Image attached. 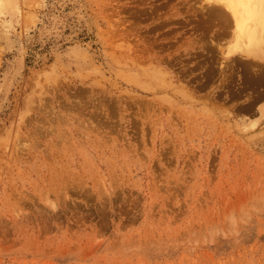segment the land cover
<instances>
[{"label": "rangeland", "instance_id": "1", "mask_svg": "<svg viewBox=\"0 0 264 264\" xmlns=\"http://www.w3.org/2000/svg\"><path fill=\"white\" fill-rule=\"evenodd\" d=\"M263 51L206 0L1 12L0 264H264Z\"/></svg>", "mask_w": 264, "mask_h": 264}, {"label": "bare ground", "instance_id": "2", "mask_svg": "<svg viewBox=\"0 0 264 264\" xmlns=\"http://www.w3.org/2000/svg\"><path fill=\"white\" fill-rule=\"evenodd\" d=\"M16 1L17 0H0V13L2 12H5V11H7V10H9V9H14L15 8V4H16ZM207 1V3H208V5L210 6V9L212 10V12H214V15L216 16L217 15V17L218 18H231L232 20H233V22H234V24H235V26H236V28L238 29V32H239V34H240V36H241V38L242 39H246V40H248V41H250V42H254V41H261L262 42V40L264 41V10H262L261 8H260V5H259V0H236V3H238V4H247V3H249V2H251V4H252V7L251 8H247V7H237V8H235V14H233V12H230V11H228L227 9H225L224 7H222L221 6V4H220V2H219V0H206ZM176 2V1H175ZM24 3V2H23ZM143 3V2H142ZM25 4V3H24ZM164 5H165V3H164ZM213 5V6H212ZM173 6V5H172ZM170 7V6H169ZM154 9V8H153ZM161 9V8H160ZM170 9V8H169ZM168 9V10H169ZM155 12H156V10H155ZM169 12V11H168ZM153 13V12H152ZM166 13V12H165ZM156 14V13H155ZM166 14H168V13H166ZM160 16V15H159ZM155 17H156V15H155ZM166 19H167V17H165ZM161 21H162V19H160ZM222 20V19H221ZM164 21V20H163ZM166 24V23H165ZM167 24H169V23H167ZM171 24V23H170ZM168 32H171V31H168ZM166 34H167V32H166ZM162 36V35H161ZM171 37V36H170ZM187 38V37H186ZM185 38V39H186ZM132 40V39H131ZM137 43H138V41H136ZM169 42V41H168ZM189 42V41H188ZM129 46H131V44L129 45ZM128 45H127V47H129ZM131 48V47H130ZM130 48L128 49V51H130ZM244 48L246 49L245 51H247V52H252L251 50H252V46H250V45H247V46H244ZM147 50V49H146ZM182 50V49H181ZM141 52V51H140ZM144 52V51H143ZM151 52V51H150ZM154 52V51H153ZM163 52V51H162ZM246 52V53H247ZM264 52V51H263ZM146 53H148V52H146ZM148 54H151V53H148ZM231 54L233 55V54H235L234 52H231ZM144 56V55H143ZM145 56H146V54H145ZM150 56V55H149ZM160 56V55H159ZM152 57V56H151ZM151 57H149V58H147V60L150 62V65H154V63H156L154 66H150L147 62V66H144V67H146V69H144V71L143 72H146V74L148 75V76H152V78H154V79H158V80H160V79H163V80H166V78L168 77V74H172L171 72H169V71H166L162 66H160V65H158L159 64V62L157 61V60H154V59H152ZM137 58H139V57H137ZM167 58V57H166ZM173 58H174V55H173ZM135 59V58H134ZM134 59L132 60V61H134ZM135 60H137V59H135ZM141 60H142V58H141ZM146 60V59H145ZM137 61H139V60H137ZM136 61V63L138 64V62ZM142 62V61H141ZM140 62V63H141ZM135 63V62H134ZM165 63V62H164ZM131 64V63H130ZM136 65V64H135ZM140 65V64H139ZM163 65V64H162ZM142 66V65H141ZM150 66V67H149ZM139 68H141V67H139ZM148 68V69H147ZM169 69V68H168ZM142 71V70H141ZM145 74V73H144ZM143 74V75H144ZM145 74V75H146ZM133 78V80L135 79L136 81H137V79L135 78V77H132ZM149 78V77H148ZM147 78V79H148ZM168 79H169V82H171V76H170V78L168 77ZM132 80V79H131ZM162 80V81H163ZM137 83V82H136ZM159 83V82H158ZM135 84V83H134ZM138 84V83H137ZM166 84V83H165ZM171 84H173L174 85V83H171ZM170 84V85H171ZM160 85H161V82H160ZM162 85H164V84H162ZM168 85V84H167ZM166 85V86H167ZM170 85H168V86H170ZM172 85V86H173ZM139 86H140V84H139ZM168 86H167V88H168ZM138 87V86H137ZM147 87V86H146ZM145 87V88H146ZM142 88V87H141ZM165 88V87H164ZM144 90V89H143ZM146 90V89H145ZM154 90V89H153ZM90 91V90H89ZM98 92V91H97ZM80 93V92H79ZM90 93V92H89ZM75 94V93H74ZM88 94V93H87ZM86 94V95H87ZM98 94V93H97ZM184 94V93H183ZM76 95H77V93H76ZM84 95V94H83ZM82 95V96H83ZM167 95V94H166ZM81 96V97H82ZM89 96V95H88ZM95 96V95H94ZM99 96V95H98ZM80 97V98H81ZM76 98V97H75ZM79 98V99H80ZM99 98V97H98ZM112 98V97H111ZM73 99L74 98H72L71 100L73 101ZM101 99V98H100ZM104 99V98H103ZM102 99V100H103ZM114 99V98H113ZM77 100V99H76ZM65 101V100H64ZM75 101V100H74ZM79 101V100H78ZM82 100H80V102H81ZM141 101V100H140ZM83 102H84V100H83ZM63 103V102H62ZM65 103V102H64ZM74 103V102H73ZM77 103V102H76ZM75 103V104H76ZM140 103V102H139ZM143 103V102H142ZM174 103V102H173ZM78 104V103H77ZM82 104H84V103H82ZM81 104V105H82ZM89 104V103H88ZM80 104H79V108H80V106H81ZM83 106V105H82ZM81 106V107H82ZM91 106V105H90ZM107 106V105H106ZM115 106V105H114ZM105 107V106H104ZM69 108V107H68ZM107 108V107H106ZM71 109V108H70ZM99 109H101V108H98V111H99ZM117 109V108H116ZM85 110V109H84ZM66 111H68V110H66ZM70 111V110H69ZM95 111V110H94ZM106 111V110H105ZM72 112H73V110H72ZM79 112V111H78ZM82 112V111H81ZM108 112V111H107ZM114 113H115V111H114ZM87 114V113H86ZM94 114V113H93ZM97 114V113H96ZM104 115V114H103ZM92 116V115H91ZM102 116V115H101ZM89 117V116H88ZM92 118V117H91ZM63 119V118H62ZM114 119V118H113ZM109 120V119H108ZM108 120H106V121H108ZM81 121V120H80ZM94 121V120H93ZM102 121V120H101ZM83 122V121H82ZM99 123V122H98ZM117 122H115V124H116ZM100 124V123H99ZM105 124V123H104ZM107 124V123H106ZM105 124V125H106ZM85 125V124H84ZM90 125H94V124H90ZM101 126V125H100ZM127 127V126H126ZM115 128V127H114ZM90 129V128H89ZM106 129V128H105ZM110 129V128H109ZM112 130H113V127H112ZM67 132V131H66ZM57 135V134H56ZM66 135V134H65ZM64 137V136H63ZM65 138H66V136H65ZM65 138H63V139H65ZM60 140V139H59ZM68 141H70V140H68ZM67 141V142H68ZM58 142V141H57ZM66 142V143H67ZM45 152V151H44ZM47 153V152H46ZM28 162V161H27ZM58 180V179H57ZM54 208V207H53ZM219 247V246H218Z\"/></svg>", "mask_w": 264, "mask_h": 264}, {"label": "snow or ice", "instance_id": "3", "mask_svg": "<svg viewBox=\"0 0 264 264\" xmlns=\"http://www.w3.org/2000/svg\"><path fill=\"white\" fill-rule=\"evenodd\" d=\"M219 2L222 7H224L230 12H233V14H235V8L237 7H247V8L252 7L251 2L247 4H238L236 3V0H219ZM259 5H260V8L264 10V0H259Z\"/></svg>", "mask_w": 264, "mask_h": 264}]
</instances>
